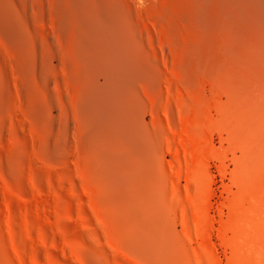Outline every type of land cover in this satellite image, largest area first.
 I'll return each instance as SVG.
<instances>
[{
	"label": "rangeland",
	"instance_id": "obj_1",
	"mask_svg": "<svg viewBox=\"0 0 264 264\" xmlns=\"http://www.w3.org/2000/svg\"><path fill=\"white\" fill-rule=\"evenodd\" d=\"M210 74V94L221 109L208 111L206 135L196 132L200 79L186 85L188 95L163 81L148 98L149 143L156 149L146 166L152 180L119 182L97 135L67 148V164L53 160L46 143L58 110L41 86L35 99L50 111L33 121L38 142L28 136L27 116L22 108L15 113L20 106L0 55V118L12 125L11 140L7 128L0 138V224L8 222L3 235L12 236L14 255L25 264H264V116L253 133L246 125L239 131L229 101L232 76ZM172 75L171 68L165 79ZM216 83L229 84L231 94L221 95ZM70 118L64 112L65 122ZM82 120L81 130L88 124ZM6 141L16 150L14 174L5 162ZM8 207L15 210L11 220H5Z\"/></svg>",
	"mask_w": 264,
	"mask_h": 264
},
{
	"label": "bare ground",
	"instance_id": "obj_2",
	"mask_svg": "<svg viewBox=\"0 0 264 264\" xmlns=\"http://www.w3.org/2000/svg\"><path fill=\"white\" fill-rule=\"evenodd\" d=\"M0 55L20 106L14 112L27 116L28 136L36 133L33 121L50 111L35 99L41 86L58 110L46 143L53 160L67 164V148L83 147V139L97 135L119 182L152 180L146 170L156 153L149 143L148 98L163 81L188 95L186 85L200 79L194 107L199 134L206 135L211 107L221 109L210 94L213 70L235 83L227 102L242 123L239 131L246 125L253 133L264 116V0H0ZM171 68L174 75L166 80ZM214 85L221 95L232 92L229 84ZM64 112L71 116L67 122ZM80 117L88 123L82 130ZM11 126L0 118V138L7 128L11 140ZM6 143L5 162L14 174L16 150ZM6 210L11 220L15 210ZM7 226L0 224V264H16L12 236L3 235Z\"/></svg>",
	"mask_w": 264,
	"mask_h": 264
}]
</instances>
